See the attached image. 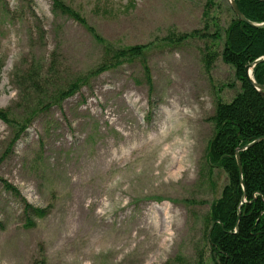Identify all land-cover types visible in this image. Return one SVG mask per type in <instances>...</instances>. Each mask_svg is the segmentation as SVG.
Here are the masks:
<instances>
[{
  "label": "rangeland",
  "instance_id": "rangeland-1",
  "mask_svg": "<svg viewBox=\"0 0 264 264\" xmlns=\"http://www.w3.org/2000/svg\"><path fill=\"white\" fill-rule=\"evenodd\" d=\"M62 1L105 42L53 0H0V264H215L209 212L227 176L209 166L212 117L241 83L204 55L224 47L228 0L210 18L209 0ZM105 44L147 45L153 89L140 61L92 74ZM36 65L53 75L43 98L27 81Z\"/></svg>",
  "mask_w": 264,
  "mask_h": 264
},
{
  "label": "trees",
  "instance_id": "trees-1",
  "mask_svg": "<svg viewBox=\"0 0 264 264\" xmlns=\"http://www.w3.org/2000/svg\"><path fill=\"white\" fill-rule=\"evenodd\" d=\"M248 21L259 24L264 22V0H235ZM209 0L206 18L213 16ZM53 9L67 15L85 26L101 41L105 40L87 23L85 17L65 4L62 0H53ZM197 31L191 34L195 35ZM221 35V34H220ZM220 35L215 33L214 38ZM188 35L169 37L171 42H180ZM147 45H134L115 48L106 45L101 64L92 74L115 69L123 63L140 61L146 82L153 89L151 69L147 61ZM221 56L223 61L235 69L241 90L230 102L218 101L215 114V133L208 151L209 166L222 169L227 176L219 198L213 201L209 212L208 241L215 264H264V139L239 152L242 171L236 158L237 150L243 149L258 138L264 137V97L250 84L246 76V66L264 56V26L255 27L233 17L224 28V47L221 52L208 50L204 57L206 65L212 66ZM53 75L41 71L36 65L28 71L27 81L31 89L47 96L54 84L49 80ZM254 80L264 85V61L253 68ZM93 78V77H92ZM90 78L81 76L63 90L48 97L50 103L40 109L46 110L52 105L75 95L90 82ZM43 102V101H40ZM0 119L8 122L6 110L0 108ZM26 130L23 127L21 135ZM7 189L19 194L17 188L4 181ZM28 208L39 216L45 211Z\"/></svg>",
  "mask_w": 264,
  "mask_h": 264
},
{
  "label": "water",
  "instance_id": "water-1",
  "mask_svg": "<svg viewBox=\"0 0 264 264\" xmlns=\"http://www.w3.org/2000/svg\"><path fill=\"white\" fill-rule=\"evenodd\" d=\"M228 3L232 9V11L234 12V14L238 17L239 20L241 21H245L255 27H263L264 26V22L263 23H259V24H256V23H253V22H250L247 20V18L244 16V14L242 13V11L240 10L238 4L236 3L235 0H228ZM264 61V56L258 58L257 60H255L253 63L249 64L246 66V76H247V79L248 81L250 82V84L252 86H254L256 88V90L264 97V85H261V84H258L253 76H252V73H253V68L259 64L260 62H263ZM264 137H261V138H258L256 139L255 141H253L252 143H250L248 146L244 147L243 149H240V150H237L236 152V158H237V162H238V165H239V169L240 171H242V167H241V159H240V154L239 152L241 150H244L246 148H248L249 146H251L252 144L254 143H257L261 140H263Z\"/></svg>",
  "mask_w": 264,
  "mask_h": 264
},
{
  "label": "bare ground",
  "instance_id": "bare-ground-1",
  "mask_svg": "<svg viewBox=\"0 0 264 264\" xmlns=\"http://www.w3.org/2000/svg\"><path fill=\"white\" fill-rule=\"evenodd\" d=\"M180 161H181V157H179V158L176 160V162H175V163L177 164V167H176L175 171H173L174 174H177V173H179L180 171L183 170V167L181 166ZM159 230H160V229H159Z\"/></svg>",
  "mask_w": 264,
  "mask_h": 264
}]
</instances>
